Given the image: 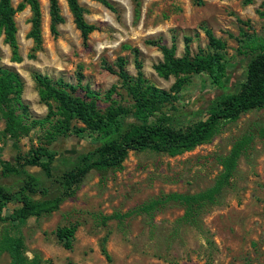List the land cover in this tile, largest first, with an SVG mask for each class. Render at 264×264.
<instances>
[{
	"label": "rangeland",
	"instance_id": "obj_1",
	"mask_svg": "<svg viewBox=\"0 0 264 264\" xmlns=\"http://www.w3.org/2000/svg\"><path fill=\"white\" fill-rule=\"evenodd\" d=\"M107 1L113 10L97 1L78 0L85 9L86 21L97 28L86 44L63 0L59 1L63 22L57 26L56 35L50 33L48 1L39 0L40 47L27 37L29 8L15 15L21 62L11 61V50L0 35V67L13 69L23 79L21 100L26 109L18 107L16 114L24 117L22 123L29 128L26 134L10 138L4 133L6 121L0 116V148L3 151L6 144L11 145L1 160L13 162L17 155L41 146L56 151L50 178L40 167H26L48 189L49 198L57 194L63 171L94 145L89 135L49 141L55 119L35 123L48 113L39 101L35 74L62 78L73 85L80 74V85L100 95L101 110L112 102L130 109L131 101L120 80L105 66L122 57L128 73L135 76L136 49L148 83L168 90L176 78L163 79L153 70V65L162 61L158 45L170 47L174 43L176 57H182L184 38L190 37L192 56L200 50L206 52L208 42L201 29L206 26L225 44V85L212 86L206 73L186 75L187 82L176 100L160 110L185 124L202 118L217 96L239 90L251 59L250 53L239 52L243 33L255 32L264 38V18L258 14V10H264V0L249 5L241 0H203L202 5L194 0ZM20 2L11 0L13 7ZM111 89L110 100H105ZM51 104L55 107L54 102ZM238 142L243 147L230 185L218 194L215 204L186 219L185 206L166 201L173 193L196 195L210 189L223 170L219 158L227 156ZM20 183L21 178L0 173V184L11 191H16ZM146 205L152 207L138 212ZM131 211L136 212L128 215ZM113 215L117 217L105 220ZM74 223L78 228L73 246L66 250L54 231ZM4 234L22 236L25 255L28 259L35 257L38 264H264V108L220 123L208 142L190 152L169 156L150 150L130 151L118 168L92 169L58 210L30 218L18 228L0 223V238ZM105 237L110 262L99 251V241ZM0 264H10L8 253L1 249Z\"/></svg>",
	"mask_w": 264,
	"mask_h": 264
},
{
	"label": "trees",
	"instance_id": "obj_2",
	"mask_svg": "<svg viewBox=\"0 0 264 264\" xmlns=\"http://www.w3.org/2000/svg\"><path fill=\"white\" fill-rule=\"evenodd\" d=\"M50 20V33L57 34V26L63 22L60 12V0H47ZM72 16L75 28L79 31L84 44L87 43L96 26L85 19V9L78 0H63ZM113 10L107 0H93ZM254 0H241L243 5L252 4ZM196 5H202L203 0H194ZM26 7L31 12L30 30L27 37L32 39L35 47H40L41 8L39 0H22L16 7L11 0H0V35L11 50V61L19 63L21 57L16 40L17 27L14 17ZM258 14L264 18V10ZM208 42V51H198L191 55L190 37L184 38V54L176 57V46L158 45L162 61L153 65L156 74L168 79L174 76L176 81L168 89H160L148 83L142 71V63L134 53L136 75L131 76L126 70V60L116 59L113 65L105 69L115 74L125 89L131 108L115 105L112 102L104 110L99 103L101 97L81 86V75H77V84L65 82L64 79H52L35 74L38 85L39 101L48 109L42 121L51 122L52 129L49 141L66 138H82L89 135L93 138V149L80 154L71 167L66 168L59 179L60 188L57 194L49 198L48 189L26 167H40L46 177H51L52 164L58 153L46 147H37L28 154L17 155L13 162L2 161L0 148V173L4 177L17 176L21 178L16 191H11L0 184V223L18 228L26 224L30 218H39L58 210L63 199L75 194L77 187L92 169L118 168L130 151L150 150L156 153L176 156L190 152L197 146L208 142L222 122H233L244 113L264 108V38L252 33H243L239 52L250 53L251 59L246 65L244 81L235 93L221 94L211 100L202 118L187 123H180L174 117L160 113L163 105L174 102L182 87L186 84V75L206 73L212 86L222 88L226 77L225 44L216 38L211 29L202 26ZM24 82L20 75L8 67H0V116L6 123L4 133L10 138H16L21 133L26 134L29 128L23 125V116L16 114V109L26 107L21 100ZM113 89L105 95L110 100ZM51 102L55 103V107ZM54 108L56 111H54ZM202 113L201 111H199ZM195 113V112H191ZM243 145L236 143L227 156L219 158L222 171L214 185L196 195L170 194L166 201H177L185 206L184 217L192 219L206 206L217 202L218 194L228 185L236 168ZM34 195H38L35 198ZM158 204V203H154ZM151 205L141 207L138 212L150 209ZM136 211H131L128 215ZM117 217H106L105 220ZM78 224L59 226L54 231L56 240L66 250H71ZM0 249L8 253L10 264H38L37 259H28L25 255L24 239L20 235L4 234L0 238ZM100 254L107 262L111 257L106 247V237L99 241Z\"/></svg>",
	"mask_w": 264,
	"mask_h": 264
},
{
	"label": "crops",
	"instance_id": "obj_3",
	"mask_svg": "<svg viewBox=\"0 0 264 264\" xmlns=\"http://www.w3.org/2000/svg\"><path fill=\"white\" fill-rule=\"evenodd\" d=\"M10 149H11V145H9V143H8V144L5 145L2 153H8Z\"/></svg>",
	"mask_w": 264,
	"mask_h": 264
}]
</instances>
